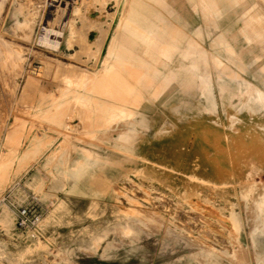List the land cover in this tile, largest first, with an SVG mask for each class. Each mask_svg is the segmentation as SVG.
<instances>
[{"label":"rangeland","instance_id":"374dc122","mask_svg":"<svg viewBox=\"0 0 264 264\" xmlns=\"http://www.w3.org/2000/svg\"><path fill=\"white\" fill-rule=\"evenodd\" d=\"M0 1V264H264V0Z\"/></svg>","mask_w":264,"mask_h":264},{"label":"built area","instance_id":"2783aa9c","mask_svg":"<svg viewBox=\"0 0 264 264\" xmlns=\"http://www.w3.org/2000/svg\"><path fill=\"white\" fill-rule=\"evenodd\" d=\"M44 217V209L37 203L32 201L26 206L19 208L16 218V230L21 235H31L34 238H40V224Z\"/></svg>","mask_w":264,"mask_h":264},{"label":"bare ground","instance_id":"6f19581e","mask_svg":"<svg viewBox=\"0 0 264 264\" xmlns=\"http://www.w3.org/2000/svg\"><path fill=\"white\" fill-rule=\"evenodd\" d=\"M62 1H67V0H49V3L48 5H51V7L53 5H60V3H62ZM69 1V0H68ZM72 1V0H71ZM78 1V0H76ZM51 2V4H50ZM73 2V1H72ZM62 5V4H61ZM70 8V7H69ZM68 9V8H67ZM252 15V14H251ZM250 16V15H249ZM253 16V15H252ZM250 16V17H252ZM256 17V16H254ZM252 19V18H251ZM257 20V17L256 19ZM251 22V20H250ZM247 24V23H246ZM251 24V23H250ZM261 25V24H260ZM264 27V26H263ZM262 28V27H261ZM47 31H50V30H47L45 28V32L46 34H49ZM51 33V32H50ZM45 34V35H46ZM53 34H56V33H53ZM61 36L60 33L56 34V36ZM62 37V36H61ZM50 38V37H49ZM49 38H43L41 39V45H44L46 47H50V48H53V49H58L59 46L61 45L58 41L56 40H50ZM251 92L253 93V95H251L249 97V100L252 101V102H256L258 103V105H262L264 106V93L258 91V90H255L253 88L250 89ZM17 218V217H16ZM146 218H149L146 216ZM231 219L232 221H234L236 227H233V228H238L240 229L241 228V223L240 221L236 218V215L235 214H232L231 215ZM142 222H144V220L142 219ZM233 226V225H232ZM264 236V218L262 216L259 217V220H258V225H256L253 230H252V238L254 241H257L258 239L262 238Z\"/></svg>","mask_w":264,"mask_h":264},{"label":"crops","instance_id":"0c3cea01","mask_svg":"<svg viewBox=\"0 0 264 264\" xmlns=\"http://www.w3.org/2000/svg\"><path fill=\"white\" fill-rule=\"evenodd\" d=\"M3 5H4V2H2V1H0V11L2 10V8H3ZM253 16L252 17H250V19H251V21L252 22H254V21H259V22H262V23H264V14H262V13H260L259 11H258V9L257 10H254V12H253ZM254 16H256L257 17V20H255L256 19V17H254ZM255 23V22H254ZM262 25H264V24H262ZM250 28H252V29H257V27H255L254 25L252 26V27H250ZM249 31H251V30H249ZM254 33H257V35H259V37L260 38H264V32L263 31H260V32H258V31H253ZM113 69H114V67H110V71H111V73H112V71H113ZM252 85V84H251ZM254 86V85H253ZM255 87H257V88H259L260 90H262L263 92H264V89L262 88V87H260V86H255Z\"/></svg>","mask_w":264,"mask_h":264}]
</instances>
